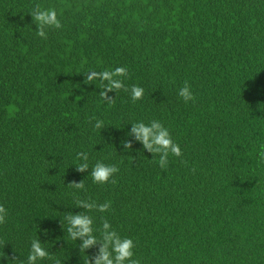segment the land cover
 I'll list each match as a JSON object with an SVG mask.
<instances>
[{"label":"trees","instance_id":"16d2710c","mask_svg":"<svg viewBox=\"0 0 264 264\" xmlns=\"http://www.w3.org/2000/svg\"><path fill=\"white\" fill-rule=\"evenodd\" d=\"M38 8L60 22L45 37ZM141 122L180 155L161 167ZM262 154L264 0H0V264H30L33 241L34 264H96L112 231L125 264H264Z\"/></svg>","mask_w":264,"mask_h":264},{"label":"clouds","instance_id":"9594fccd","mask_svg":"<svg viewBox=\"0 0 264 264\" xmlns=\"http://www.w3.org/2000/svg\"><path fill=\"white\" fill-rule=\"evenodd\" d=\"M34 15L35 21L39 23L38 34L41 37H45L46 33L44 28L46 26H55L57 28L60 27V22L57 19V13L55 10H39V8L31 13ZM124 69L118 68L116 69V73H123ZM94 73L89 75L88 79H92ZM110 73H103L104 79H111ZM112 86L114 88H120L121 83L119 81H112ZM143 90L140 88H133L132 94L133 98H139L142 95ZM179 95L182 96L185 101H189L193 99L192 92L189 87L185 86L180 89ZM102 122H97L96 127H101ZM133 131L137 135L139 139H142L145 147L151 149L156 153H162L160 157V166L165 167L167 163V158L169 153L174 154L176 156L180 155V147L175 144L169 134L168 129L164 128L159 123H152L150 125H146L144 123H138L137 126L133 128ZM264 155V154H262ZM86 160L87 157L85 156ZM80 170L88 168L87 163H84L78 167ZM117 169L115 167L106 166L102 163H98L92 169V177L94 181L104 183L109 180V177L115 173ZM77 187H83V185H78ZM107 205L102 206L100 208L101 211H104ZM4 212L2 206H0V214ZM0 219H3V216L0 215ZM69 222L72 227H79V234H90L93 229L91 227L92 221L87 216L82 215H72L69 219ZM104 229H108V223L103 225ZM71 231V229H70ZM107 236L114 241L111 252L102 249L101 256L97 259L96 264H125V261H128L129 258L133 256L132 249L134 247L133 241L131 239H121L115 232H108ZM95 241V237L91 236L90 239L85 241V246L93 244ZM114 254V255H113ZM46 255L45 250L41 247V245L37 241H33L31 252L28 256V261L30 264H34L38 259L44 258ZM110 256L112 258H110ZM2 258V257H0ZM131 264H138L137 261H131Z\"/></svg>","mask_w":264,"mask_h":264}]
</instances>
